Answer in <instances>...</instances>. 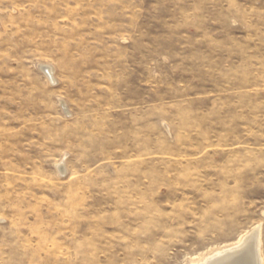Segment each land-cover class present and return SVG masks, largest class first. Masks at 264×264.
<instances>
[{
	"label": "rangeland",
	"instance_id": "374dc122",
	"mask_svg": "<svg viewBox=\"0 0 264 264\" xmlns=\"http://www.w3.org/2000/svg\"><path fill=\"white\" fill-rule=\"evenodd\" d=\"M258 226L264 257V0H0V264H193Z\"/></svg>",
	"mask_w": 264,
	"mask_h": 264
},
{
	"label": "bare ground",
	"instance_id": "6f19581e",
	"mask_svg": "<svg viewBox=\"0 0 264 264\" xmlns=\"http://www.w3.org/2000/svg\"><path fill=\"white\" fill-rule=\"evenodd\" d=\"M46 75L55 81L54 70L50 65H44L43 69ZM64 169V168H62ZM193 264H264L262 254V240L260 226L253 232L244 235L235 244L222 246L215 250L209 257L193 260Z\"/></svg>",
	"mask_w": 264,
	"mask_h": 264
}]
</instances>
